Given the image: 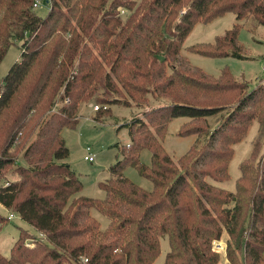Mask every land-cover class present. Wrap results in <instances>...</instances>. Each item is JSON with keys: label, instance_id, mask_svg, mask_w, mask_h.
<instances>
[{"label": "trees", "instance_id": "1", "mask_svg": "<svg viewBox=\"0 0 264 264\" xmlns=\"http://www.w3.org/2000/svg\"><path fill=\"white\" fill-rule=\"evenodd\" d=\"M36 1L0 0V65L22 43L20 60L0 84V183L11 170L16 178L0 187V205L43 236L26 238L23 231L10 258L0 254V264H155L162 237L170 245L164 264H219L213 243L225 230L228 264H264L259 144L251 162L240 166L235 193L210 183L229 180L234 146L255 119L264 133V86L250 90L227 69L210 78L181 57L196 25L228 13L264 27V0H43L50 5L46 17L36 13ZM119 8L128 14L123 17ZM240 30L237 24L215 44L188 51L249 60ZM149 94L169 102L146 111L145 121L126 125L128 150L111 167L112 178L100 184L106 198L77 197L84 186L64 162L70 150L62 131L77 127L83 105L94 103L100 116L101 106L126 95L140 106ZM223 112L202 149L175 167L162 145L172 120L188 118L180 136L190 137L205 132L193 124ZM143 151L152 154L150 166L141 163ZM129 168L153 190L125 177ZM91 210L109 219L106 230ZM8 221L0 216L1 224Z\"/></svg>", "mask_w": 264, "mask_h": 264}, {"label": "rangeland", "instance_id": "2", "mask_svg": "<svg viewBox=\"0 0 264 264\" xmlns=\"http://www.w3.org/2000/svg\"><path fill=\"white\" fill-rule=\"evenodd\" d=\"M50 5L44 1L35 11L40 17H46L49 13ZM118 11L124 17L127 11L119 8ZM241 26L239 35V44L245 50V55L249 60H238L235 58H206L200 55L190 53L188 49L197 44H215L216 40L232 29L235 25ZM22 43L17 42L13 45L0 65V84L8 75L10 69L16 64L22 55ZM181 57L187 60L190 68H198L201 73L210 78H219L221 73L227 69L238 82H246L249 89H255L263 84L264 86V27L259 25L252 17L237 20L236 15L228 13L208 24H198L195 26L189 37L184 43L181 50ZM167 75H172L173 71L170 66L166 68ZM122 102L112 105L101 106L103 114L98 116L95 110V104L83 105L78 116V125L76 128H65L62 131V137L70 150L69 158L64 161L71 165L72 169L78 174L79 179L83 183V190L77 197H86L97 200H104L106 193L100 188V184L106 183L112 178L110 169L117 161L123 158V151L128 150L130 138L126 125L135 119L145 121L144 113L155 108L160 103L169 102L165 98H156L152 95H146V101L138 106L129 100L126 95ZM128 103V104H126ZM223 112L217 116L207 119L205 122L193 124L195 127H202L205 132L197 133L190 137H181V129L184 125L190 123L188 118H176L169 124L166 139L162 145L173 164L177 168L180 166V158L187 155L192 150H201L208 135L218 127L221 118L225 115ZM149 128L153 129L146 121ZM136 128V127H135ZM259 144L260 154L264 152V133L261 125L255 119L248 130L243 141L234 146V155L229 164V180L223 183L210 181L214 186L226 189L232 193L236 192V183L241 177L240 166L245 162H251V155L255 145ZM91 148L95 154L94 163L85 161L87 156L86 150ZM124 151V152H125ZM152 154L149 151H143L141 154V163L147 166L151 165ZM18 162H22L19 157ZM10 171V170H9ZM8 171V172H9ZM5 182H13L16 180L12 170L7 174ZM124 176L131 179L136 185L146 191L153 190V184L141 177L140 174L132 168L125 171ZM11 211L6 210L0 205V216L9 217ZM91 216L95 218L104 231L109 226V219L97 210H91ZM27 232L28 238H41L43 235L36 232L32 227L24 223L19 216L12 221L4 224L0 223V254L5 258H10L11 250L14 244L20 239L21 233ZM26 236V235H25ZM228 233L224 232L221 241L213 243V250L220 254L219 264H228L226 259V249L228 241ZM35 239H29L27 243ZM161 255L155 264H164L170 245L168 237L161 238Z\"/></svg>", "mask_w": 264, "mask_h": 264}, {"label": "built area", "instance_id": "3", "mask_svg": "<svg viewBox=\"0 0 264 264\" xmlns=\"http://www.w3.org/2000/svg\"><path fill=\"white\" fill-rule=\"evenodd\" d=\"M43 2H44L43 0H37V1L35 2L34 9L39 8V6H40ZM263 71H264V68H263ZM65 103H69V101H66ZM98 109H99L98 107L95 108L96 111H98ZM53 112H56V110H53ZM86 153H87V156L85 157V161L88 162V163H94V161H95V154L92 153L91 148H87ZM9 185H10L9 182L0 183V187H7V186H9ZM16 216H18V215L12 212V214H10L8 218H9L10 221H12L13 219H15ZM32 242H33V241H32ZM32 242L27 243V245L30 246V245L32 244ZM82 261H83L84 263H86L88 260L85 259V258H82Z\"/></svg>", "mask_w": 264, "mask_h": 264}, {"label": "crops", "instance_id": "4", "mask_svg": "<svg viewBox=\"0 0 264 264\" xmlns=\"http://www.w3.org/2000/svg\"><path fill=\"white\" fill-rule=\"evenodd\" d=\"M3 207V206H2Z\"/></svg>", "mask_w": 264, "mask_h": 264}]
</instances>
